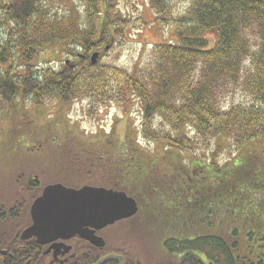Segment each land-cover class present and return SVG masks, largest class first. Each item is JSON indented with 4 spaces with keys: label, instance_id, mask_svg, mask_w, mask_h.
I'll return each mask as SVG.
<instances>
[{
    "label": "trees",
    "instance_id": "1",
    "mask_svg": "<svg viewBox=\"0 0 264 264\" xmlns=\"http://www.w3.org/2000/svg\"><path fill=\"white\" fill-rule=\"evenodd\" d=\"M70 1L69 8L51 9L43 0H0L7 9L15 4L9 11L17 26L16 33L0 31V117L7 109L22 114L29 105L56 109L55 118L66 120L67 109L81 100H88L91 118L114 107L122 115L110 119L108 133L124 121L123 137L113 130L90 138L97 153L112 161V181L101 185L137 201L139 211L129 221L133 234L154 221L162 225L159 232L150 229L146 244L162 254L161 264H175L179 255L187 264H264V0H146L153 21L170 38L151 46L136 71L90 62L92 53L124 39L131 15L120 6L136 13L134 0ZM54 49L63 61H40ZM61 127L46 126L40 137H26L25 147H15L11 164L20 163L13 169L18 184L40 164L35 152L42 150L33 146L39 138H57L56 146H46L44 164L55 168L54 175L64 173L56 156L70 153L63 141L77 144L71 140L82 133ZM155 145L163 147L161 155ZM79 147L73 152L85 153L88 144ZM223 155L228 158L221 163ZM190 158L194 182L189 171L183 179L174 165ZM179 195L190 199L185 217L178 216L175 200L171 207L162 205L164 196ZM151 198L155 207L147 205ZM12 230L19 240L21 227ZM7 235H0V251L7 250L0 264L32 260L15 255L17 244ZM107 246L96 249V260ZM139 257L134 263L124 259L144 264Z\"/></svg>",
    "mask_w": 264,
    "mask_h": 264
},
{
    "label": "rangeland",
    "instance_id": "2",
    "mask_svg": "<svg viewBox=\"0 0 264 264\" xmlns=\"http://www.w3.org/2000/svg\"><path fill=\"white\" fill-rule=\"evenodd\" d=\"M43 2L47 3L49 7H52L51 9H56L58 6L66 9L72 6L70 0H43ZM134 3L138 8L136 13H132L130 8H126L123 4H121L120 7L124 11L125 15H131L129 20L132 26L128 29H125L124 39L118 41L115 40L116 42H114V45L112 44V46H110L106 52H101V59L97 60L102 64L114 65L125 68L129 71H136L138 67L144 66L146 61L145 59L152 48L151 46L161 43L162 41L169 40L170 35L167 33V31L164 30L162 26L153 21V13L149 7L146 6L145 0H134ZM56 50L57 49L47 51L43 57L41 56L40 61H44L43 59L57 61V63L63 61V55L60 52H57L58 50ZM55 67H57V65H55ZM88 104V100L76 102V104H73L67 109L68 112H66V120L57 116V118H59L61 121L55 118L54 112L56 109H51L45 106H40L37 108L29 105L27 107L25 106L24 108L26 109L23 108L21 110L22 114L16 108L12 111L7 109L2 113L0 117V176L2 177L0 179L4 180V184H2L1 188L3 190L1 195L3 201L5 202L4 204L7 207L10 205L11 199H13L18 191V182L14 177L13 169L17 168L16 165L20 163L15 159V163L11 164L16 156L15 147L20 146V143L25 147L26 145L24 144V139H26V137H40L43 133V129H45L46 126H49L50 129H54L56 127L61 129V126H67V124L73 127L72 129L74 130L80 128L79 131L84 133L86 138L89 139L98 136H110L113 130L117 132V136L119 138L123 137L126 126V122L124 121L121 124L112 127V131H110V135H108V125L110 119L116 120L120 118L122 114L119 111H117L114 107L109 109L102 108L94 117L91 118L86 111V106ZM36 115L37 118L35 117ZM33 119L36 122L32 121ZM130 119L131 118L128 117L127 121H131ZM71 124H73V126ZM74 126H76V128H74ZM100 126H102V129L98 128ZM145 146L146 149L150 148V150H152L151 145L146 144ZM245 148L246 147H244V150H242L245 151ZM155 150H157L159 155H161L163 147L161 145H155ZM35 153L36 155L41 154V152L38 150H36ZM234 155L235 154H232V156ZM227 158V155L220 156L219 161L223 163ZM180 162H175L174 165L181 171V177L184 179L185 175H187L186 172L189 171L188 178L190 181H196V173L191 169L192 162H194V160L190 158L188 162H183L181 160ZM21 163L26 164V160L21 161ZM234 165L235 163H231L230 168H233ZM143 167L144 169H149L150 163L148 165L144 164ZM170 167L173 168L172 164ZM155 168L159 170L157 167ZM53 170H55V168H53L52 171ZM26 171L27 170H24L25 173H21L20 177L23 174H26ZM23 179L24 178H21V180ZM163 186L164 185L162 184L161 187ZM163 199L164 204L162 205H170V207L173 206L176 201L175 204L177 206V211H179L178 216L185 217L187 215L186 211H189L190 205V199L187 198V196L186 198L180 195L175 197L164 196ZM147 205L149 207H155V199H149ZM150 229L155 232H159V230L162 229V225L159 224V222L154 221L150 223V228L148 230H145L143 227L137 228L139 235H136L133 234L136 231L130 228L128 221L116 223L114 226H111L103 232L109 246L106 251H120L135 257L137 253L134 249L135 246L137 249H140L141 254H143L145 257V262L152 264L163 256L161 253L157 254L155 249L148 250L146 246L150 236ZM125 239L131 242L130 244H132V246L128 244L129 242L126 243L127 241ZM149 256H155L156 260H152Z\"/></svg>",
    "mask_w": 264,
    "mask_h": 264
},
{
    "label": "flooded vegetation",
    "instance_id": "3",
    "mask_svg": "<svg viewBox=\"0 0 264 264\" xmlns=\"http://www.w3.org/2000/svg\"><path fill=\"white\" fill-rule=\"evenodd\" d=\"M3 1L7 2V0ZM12 1L14 2V0ZM11 6H15V4H10L8 9L7 5H0V31L5 34H8L9 32L10 34L11 32L16 33L17 31L16 22H14L15 16H13V13L9 11L12 8ZM52 140H54L53 143ZM74 141L79 143L72 145L71 143H68L70 142L68 139L63 141L66 151L68 148L70 153L62 154V156L55 155L56 158L60 159L62 162V171L64 173L58 171V175H54L55 171H51L50 169L46 170L44 163L47 161V159H49V155L47 154L49 149L46 146H49L50 148H52L54 145L56 146L54 143H57V138L36 139V146H33L42 150V153L39 155V157L41 156V160L40 164L37 165L38 167L34 166L31 168L40 170H31L29 175L25 177L26 180H23L18 184V191L13 199H11V203L8 207L4 204V201L0 202V235H2V232L8 233L7 236H10L11 240L17 244L16 249H14L15 252L13 250L11 251L15 255H18V253L24 254L25 257H30L32 260L34 258H38L39 260L37 264L40 262L43 264H68L69 262L72 263L73 260L75 261V264H95L99 260H96V249L99 248L77 236L68 240L55 239L44 244L38 243L37 239L34 237L26 240H22L20 238L22 232L32 226L30 208L33 202L48 186L62 185L67 189L79 190L82 187H103L101 184H110L112 181V161L103 159L104 156L100 153H97V150L94 147L96 143L83 136H78L71 140V142ZM109 142L110 141L107 140L108 144ZM80 144H88V147L85 148V153L73 152L75 149L78 150L80 148ZM74 146H77V148H74ZM30 148H32V146ZM22 177L24 178V175H22ZM17 181H19V179ZM13 227L16 229V231H18V227H21L19 240H14L11 237ZM105 229L95 231L94 235L98 238H102L106 247L107 240L103 234ZM127 242L129 241L127 240ZM128 244H130V242ZM108 247L109 246H107V248ZM134 249L140 254L139 259L146 261L143 254H141L140 249ZM6 254L7 250L0 251L1 256H5ZM103 256H120L127 259L128 261L131 257L128 255V253L120 251L107 252L106 250L104 251V254L101 256V258ZM149 257L152 260H156L155 256ZM32 260H26L25 264H31ZM176 260L179 262H176ZM176 260L174 261L175 264H187L185 258L182 257V255H179ZM111 262L118 264L117 261ZM161 262L162 259L160 258L153 264H161ZM124 264L126 263L124 262ZM144 264L148 263L145 262Z\"/></svg>",
    "mask_w": 264,
    "mask_h": 264
},
{
    "label": "water",
    "instance_id": "4",
    "mask_svg": "<svg viewBox=\"0 0 264 264\" xmlns=\"http://www.w3.org/2000/svg\"><path fill=\"white\" fill-rule=\"evenodd\" d=\"M96 58L97 54H93L92 64ZM136 213V202L123 192L91 187L73 190L61 185L49 186L32 205V226L22 233L21 238L26 240L34 237L38 243L44 244L55 239L67 240L78 236L102 247L104 241L94 235L95 231ZM112 260L123 264L117 256L104 257L96 264Z\"/></svg>",
    "mask_w": 264,
    "mask_h": 264
}]
</instances>
